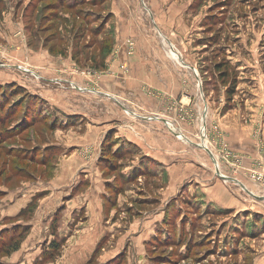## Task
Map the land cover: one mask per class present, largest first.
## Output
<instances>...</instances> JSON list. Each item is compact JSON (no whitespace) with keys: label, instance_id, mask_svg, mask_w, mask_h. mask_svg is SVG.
<instances>
[{"label":"rangeland","instance_id":"rangeland-1","mask_svg":"<svg viewBox=\"0 0 264 264\" xmlns=\"http://www.w3.org/2000/svg\"><path fill=\"white\" fill-rule=\"evenodd\" d=\"M0 1V34L5 36V43L0 42V64L10 69L23 66L42 76H65L75 86L69 84V92L86 101L79 104L88 107L87 113L93 116L102 109L96 103L104 102L99 94L105 93L103 84L131 76V57L122 56L129 74L123 76L118 63L111 69L115 76L98 80L112 53L126 49V41L132 39L136 43L133 57L137 30L146 27L143 33L147 35L153 31L151 16L176 8L179 19L166 20L172 30H163L160 46L153 45L163 59L156 67L165 70L164 76L178 75L183 90L192 88L194 92L186 105L166 91L142 88L149 104L162 103L176 115L166 113L164 106L163 115L151 110L153 106L140 105L142 110L135 111L127 101L131 99L135 105L141 101L133 95L121 97L141 120L166 121L165 125L156 122L162 128H155L158 134L152 136L173 150V157L151 172L153 177L122 184L137 171L142 156L120 144L115 148L124 150L125 156L110 159L116 169L102 166L98 181L88 171L94 189L73 201L71 186L77 181L73 171L91 163L87 159L95 149L91 151L83 143L78 146L83 133L77 130L49 131L53 122L67 124L66 120L46 104L33 103L10 88L7 94L13 93L8 103H31L37 120L0 141V236L4 230L12 233L14 227L27 224L17 219L21 206L30 201L28 206L35 196L44 197L38 201L29 224L32 231L21 249L9 256L1 252L0 264L39 260L55 240L51 225L61 209L57 238L68 239L60 256L47 264H264V192L256 191L249 178L253 168L238 167L246 176L240 179L259 200L217 174L218 166L226 163L219 155L222 142L251 154V137L258 130L264 141V0ZM116 34L120 39H115ZM148 45L140 53L151 62ZM50 60L68 64L57 67ZM19 103L16 117L0 125L1 134L17 130L15 125L23 117ZM51 144L74 145L77 152L62 158L64 151L45 149ZM234 150L231 148L233 154H240ZM215 184L219 186L214 188ZM120 190L122 195L115 193ZM101 243V251L95 254Z\"/></svg>","mask_w":264,"mask_h":264},{"label":"crops","instance_id":"crops-1","mask_svg":"<svg viewBox=\"0 0 264 264\" xmlns=\"http://www.w3.org/2000/svg\"><path fill=\"white\" fill-rule=\"evenodd\" d=\"M178 13L179 11L176 8L169 10L163 9L161 10L160 15L157 14L155 18L151 16V21L154 24L152 26L153 31L149 30L147 32V35H144L143 32L144 31L146 32L147 30L146 27L142 26V28L137 30V33L134 35V38L136 39L137 42V52L129 60L130 62L129 64L131 68V76H129V78H127L124 81L117 82L113 80H108L103 84L104 86L103 91L106 93V98L104 97L105 93L103 92H102L103 94L99 93L102 95L100 101H104V102L103 103H100L99 101H97V103L96 101L94 102L98 107L102 108L98 110L99 113H97L98 111H96L94 116L92 114L89 115L87 113V110H89L88 107L79 104L86 101L84 100L80 101V98L76 96V93L69 92L71 91L69 86V84H71V81L65 79L64 78L65 76H53L52 74H51L52 76H50L48 73H45L46 75L43 74L44 76L38 74L40 79L36 80L34 78L32 79L29 75H25L14 68L11 69L0 68V85L13 84V83L17 84L22 88H24L25 90H27L29 94L42 98L47 103V106L50 108L52 112H55L58 115H60L62 118L61 120H66L65 123H67L68 119L70 118L75 119L73 124L68 129L69 130L74 129L77 130L78 132L83 133L81 134L82 137L80 138V142H78V146L81 143H83V146L85 144L88 147L91 146L90 147L91 151L95 149V151H92L91 158L87 159V161L90 160L91 163L87 162V164H84L83 167L81 166L76 171H73L74 174L72 176H77L76 183L73 184V187L71 186V189L73 188L71 191V196L75 197L73 201L78 197L77 195H79L78 199H82L88 191L94 189L95 185H94V181L89 175L90 172L93 171V175H95L97 181L98 179H101V172L98 167V162L101 157V145L104 139L106 138L107 134L112 131L116 132L115 138L118 139L121 142V144H126V145L132 144L136 146L139 149L141 156L150 157L153 160L159 162L161 166L165 165V163L173 157L174 151L168 150L169 149L168 146L163 147L162 141H159L158 139H153L152 136L154 134L155 135L158 134L155 128L157 129L162 128L161 126L158 125V123L156 124V122H160L161 124L165 125L166 121L164 119H159V118H155L154 119L155 121H150V122L144 119L141 120V118H138L136 114H133V112L128 110L130 109L128 106H126L121 102V97L126 98L128 95L130 96L133 95L136 98H138V100L141 101V103L137 105H135L131 99L127 101L130 102V104L133 106V109L135 111H137V108L142 110L141 108H139L140 105L153 106V109L151 110H153L154 112L159 110L160 111L159 113L162 115L164 109L166 113H168L169 115H173V114L176 115V113L175 111H173V109H170L169 106L165 108V106L162 103H159L160 105L149 104L148 103L149 99L141 92L142 88H150L157 91L163 90L166 91L167 94L169 93L168 96L171 95L170 97L174 99L180 100L176 97L181 98L182 101L187 103L186 105L190 103L192 99L189 98L193 97L194 95L192 88L183 90L178 75L164 76L165 70L163 68L156 67V65L158 64L161 65L163 59L159 56L155 46L157 47L160 46L161 41L159 40V38H162L161 32H163V30L167 29L168 32L172 30L173 26L171 25L168 26L166 24V20L169 19L170 21L173 22L177 21L179 19L178 15L181 14ZM159 23L167 25V28L165 25L162 26L159 25ZM3 37L5 36L3 34H0V42H2V40L4 39ZM115 39L117 40L120 39L117 36V34L115 35ZM13 43L16 42L13 41ZM145 45H148L149 48L148 53L152 54L151 62L149 57L146 59L144 58L145 56H142L140 53L141 52L140 48H143ZM153 47H155V49H153ZM31 53L33 55L39 54V53L36 54L32 51ZM39 58L42 59L44 58V56L41 55ZM50 61H52L53 65L57 67L63 63L68 64V62L65 60L62 61L50 60ZM150 64L152 68H150ZM52 67H49V69H52ZM46 70L47 68H45L44 71ZM34 72L37 73L36 71ZM86 99L92 101L91 98H86ZM160 106L162 108H160ZM125 114H128L130 117L125 116ZM66 130H60V131H66ZM251 139H252V144L254 146V148L249 149L251 154L244 152L242 149L235 148L232 145L231 148L233 150L235 148V150L240 152V154H238L239 156L246 157L245 161H243V165H245L246 167L254 168L257 159L256 156L257 146L254 137H251ZM57 145L59 147H62L64 150V154L61 155L62 158L63 157L67 158L73 150L77 152V149L75 150L74 145L71 146L61 145V144H57ZM242 146L243 145H240V147ZM231 167L233 166H227V164L224 163L221 168L219 167L220 174L223 177L229 179V183L234 181L235 183H238L239 186H241V188L243 186L252 194H254L255 192L251 191L248 188V186L241 180L246 178L243 172H241L239 168L233 167L234 169H232ZM222 169L224 171H222ZM65 174L68 175L69 173L66 172ZM70 174H72V172ZM81 185L83 187L81 191H79ZM218 186L219 184H215L214 188H217ZM223 187L225 188L226 186ZM255 189L257 191L256 186ZM73 190H78V191L76 194L73 195L72 194ZM225 190L227 191L226 188ZM194 191L195 193H198L200 195L198 190L197 191L194 190ZM68 198H70V196ZM73 201L71 200V202ZM29 202L30 201H28L25 205L21 206L19 211L26 208ZM217 203L221 204L220 201L219 202L217 201L216 204ZM222 207H226V206L222 205Z\"/></svg>","mask_w":264,"mask_h":264},{"label":"trees","instance_id":"trees-1","mask_svg":"<svg viewBox=\"0 0 264 264\" xmlns=\"http://www.w3.org/2000/svg\"><path fill=\"white\" fill-rule=\"evenodd\" d=\"M0 6H1V1H0ZM2 11V10H1ZM1 13V12H0ZM3 14V13H2ZM0 14V18L1 15ZM12 88L13 92H22L21 94H23V97H26L28 99L33 100L32 102L34 103V101H39L41 103L46 104L47 103L40 97L38 96H34L31 95L27 92V90H25L24 88H22L21 86L17 85V84H5V85H0V125L6 124L7 122H10V119L15 118L17 115V112H15V105H18V103L20 102V100H13L12 104L8 103L10 100H7L8 98L12 97L11 93H13L12 91L10 92V94L8 93V90ZM233 91H231L228 95L229 97L233 96ZM18 94V95H21ZM23 109V117L19 120L18 124L15 125L17 129L15 132H6V134H1L0 133V141H3V139H6L7 137L11 136L12 134L15 133H19L20 131H23V129H25L26 127H30L31 125H33L35 123V121L37 120L36 118H34V111L35 108L32 107L31 103H25L24 105H22L23 103H19ZM41 108V107H40ZM40 111V110H39ZM36 115V113H35ZM33 116V118H32ZM30 118V120H29ZM32 118V119H31ZM36 119V120H34ZM70 122H67L66 125L62 124L61 122L57 123L56 121L53 122L52 124L49 125V131L51 132H56L57 130H66L68 129L74 122L73 118H70ZM24 125V126H23ZM14 126V127H15ZM23 126V127H22ZM19 127H22L20 129H18ZM115 133L114 131L110 132L107 134L106 138L104 139V141L102 142L101 145V157L99 159L98 162V167L101 170H113L116 168H112V162L110 159H117L119 160L120 158L122 159V157L125 156V151L122 149H118L115 148L117 146H119L121 144V142L115 138ZM8 139V138H7ZM124 145V144H123ZM126 145V144H125ZM126 146H129L130 148L136 149L137 151H139V149L132 145V144H127ZM59 146H57L56 144H51L49 147H46L45 149H52L57 151V149L63 153V149H59L57 148ZM115 149V150H114ZM128 152V151H127ZM130 153V152H129ZM140 153V152H139ZM141 163L140 166L138 167V169H136L135 173H133L131 176H129L128 178L125 179V181H122V184H126L127 182H131L134 181V179H138V178H142L144 177L146 178H150L151 176L153 177V175L155 173H151L153 172L155 169H157L158 166H160L161 164L155 160H153L150 157L147 156H142L141 157ZM105 164V165H104ZM151 164L153 166H151ZM103 166V168H102ZM153 167V168H151ZM109 187L111 188V185H109ZM114 190V188H112ZM118 193V195H122V190H120L119 192H115ZM44 196H35L32 200V202L24 209H22L20 211V213L18 214L17 219H21L22 221L26 222L27 224L25 225H19L14 227V230L12 231V233H8V231L2 232V236H0V253L2 252L3 254H6V256H9L17 251H19L21 249L22 244L24 243L23 241L26 240L28 238V236L30 235L31 231H32V226H30V222L32 221L35 212L38 208V201L41 200V198H43ZM104 200V199H103ZM65 209V208H64ZM63 210H59L56 212L54 220H53V224L51 225V230L53 231L51 236L53 238H55V240H53L47 251H43L42 256L39 258V260H37L36 262H34V264H47L48 262L53 261L54 259L58 258L60 256V253L62 251V248L64 247V245L67 242V237H63V238H57L60 237L58 235L57 232V225H58V217H59V212H62ZM26 219V220H25ZM102 249V243L98 246V248L95 251V254H98ZM95 256V255H94ZM124 255H121V258H123L122 261H124Z\"/></svg>","mask_w":264,"mask_h":264},{"label":"built area","instance_id":"built-area-1","mask_svg":"<svg viewBox=\"0 0 264 264\" xmlns=\"http://www.w3.org/2000/svg\"><path fill=\"white\" fill-rule=\"evenodd\" d=\"M125 47L126 49L117 48L112 53L109 61L106 64V67H107L106 72H100L98 75H100L101 77H97L98 80H101L102 78H104V76H115V74L112 72L111 69L113 65H117L118 63L121 66V69H122L121 73L123 74V76L129 74V69L127 67V64H123V63L127 61L126 60L127 58L132 57V55L135 53L136 43L134 40L129 39L126 41ZM122 56L123 57L125 56L126 58L124 61L122 60ZM6 67L7 66H5L4 64H0V68H6ZM16 69L25 75H29L30 77H33L36 80L40 79L39 75L36 74L31 69L25 68L23 66H18L16 67ZM71 86L73 87L72 84ZM258 131L255 134L256 137H254L256 140V146H257V151H256L257 159H256V163L254 165L253 170L249 172L250 173L249 178H251L254 184H256L257 190H261L264 192V141L261 138L260 131L259 132ZM221 146H223V153L221 152L219 154L221 158L230 166H233L236 168L241 167L243 164L242 157L237 154H233L228 143L222 142ZM218 169H219V166H218Z\"/></svg>","mask_w":264,"mask_h":264},{"label":"water","instance_id":"water-1","mask_svg":"<svg viewBox=\"0 0 264 264\" xmlns=\"http://www.w3.org/2000/svg\"><path fill=\"white\" fill-rule=\"evenodd\" d=\"M167 125H168V124H167ZM212 157H213V156H212ZM213 159H214V158H213ZM217 174H218L222 179H224L225 181H228V180H229V179L223 177V176L220 174L219 169H217ZM242 188H243L245 191H248L245 187L242 186ZM248 193H249V195H251L252 197L256 198L257 200L261 199V198H258L257 196H255L254 194H252V193L249 192V191H248Z\"/></svg>","mask_w":264,"mask_h":264}]
</instances>
